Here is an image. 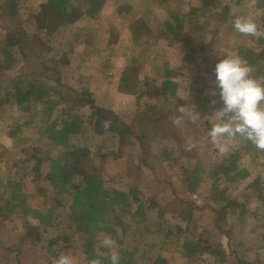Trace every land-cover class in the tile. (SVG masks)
I'll return each mask as SVG.
<instances>
[{"label":"trees","instance_id":"obj_1","mask_svg":"<svg viewBox=\"0 0 264 264\" xmlns=\"http://www.w3.org/2000/svg\"><path fill=\"white\" fill-rule=\"evenodd\" d=\"M18 1L3 0L1 3L10 23L0 37V107L9 104L28 113L29 118L23 124L14 122L8 136L21 140L18 133L33 122V107L40 106L37 112L40 119L35 124L37 138L47 139L60 151L47 157L38 154L37 146H29L24 151L26 159L32 163L30 175L36 195L51 194L47 206L30 205L31 194L22 190L20 179L0 176V215L12 217L22 212V225L28 223L27 216L33 219L34 223L25 232L34 245L43 234L53 232L55 235L48 238L46 247L51 248L57 237L63 242L61 247H65L75 233H80L79 247L88 262L111 264L110 257L117 252L119 264H137L136 251L123 245L129 223H138L145 234H154L165 227L164 213L173 211L185 223L183 230L176 231L185 232L178 247L182 259L201 260L202 255L209 252L213 257L210 264H255L247 256L250 247L241 239L239 229L247 221L248 204L260 190L262 194L258 199L264 204V151L239 135L224 136L220 139L232 141L227 145L228 151L206 164L191 143V140L195 141V145L201 147L203 140L209 138L212 125L208 118L222 106L214 75V65L222 55H238L251 67L250 75L264 83V35H247L248 42H245L243 34L233 27L236 14L232 6L241 0H222L219 6L216 0H196V4L194 0H180L187 5L186 10L166 9L155 31L167 46L178 44L181 55L177 64H171L170 57L164 56L163 52L153 66L154 72L145 73L142 78L138 76L136 63L121 70L116 88L123 94L133 95L137 107L130 120L97 102L89 89L62 82L59 67L66 59H56L48 49V43L59 26L73 23L82 16L96 19L106 0H44L39 9L24 20L18 18ZM117 1L115 11L133 17L127 30L136 40L151 30L146 17L150 5H161L170 0ZM254 7L263 11L261 20L264 26V0H254ZM206 11H212L213 18L205 15ZM211 20L222 26L226 34L235 33L236 39L227 44L231 53L217 48L212 57L201 59L203 66L208 67L212 84L199 88L190 111L182 113L178 119L172 106L177 95L176 77L183 75L195 59L189 34L201 36L210 32ZM77 39L78 35L74 33L69 43ZM19 63L23 69L16 70ZM147 97L154 100L147 101ZM84 106L89 110L91 129L96 134H109L113 147L91 149L73 142L85 123L87 113L81 111ZM152 111L155 116L150 124L139 123L140 114ZM196 111L199 117L193 121L190 117ZM182 118L192 122L189 127L183 126L184 134L177 127ZM160 140L172 144L154 151L153 142ZM182 142L185 143L183 156L192 158V162L183 160V157L178 165L180 191L202 195L203 202L198 204L175 194L168 209L154 197L143 196L140 185L144 170L153 171L154 159L164 160L168 165L175 163V146ZM244 155L250 156L249 165L241 163ZM109 159L120 164L117 178L122 185L105 186L102 171ZM257 166H262L261 187L252 178V167ZM234 189L236 193H233ZM60 196H65L66 202L61 201ZM62 208H65V219ZM204 209H209L212 215L209 222L198 230L194 213ZM152 211L156 212L154 217L149 216ZM171 231V228H165L164 237H168ZM99 234L111 239L112 244H97ZM221 236L225 237V243ZM259 239L264 246V226ZM51 254L56 255L55 252ZM151 264L170 263L156 254Z\"/></svg>","mask_w":264,"mask_h":264},{"label":"rangeland","instance_id":"obj_2","mask_svg":"<svg viewBox=\"0 0 264 264\" xmlns=\"http://www.w3.org/2000/svg\"><path fill=\"white\" fill-rule=\"evenodd\" d=\"M2 1L0 0V37L10 23L2 9ZM43 1L19 0L18 18L24 20L31 12L38 10ZM117 3V0H106L96 19H88L82 16L73 23L59 26L48 43V49L49 52L55 55L56 59H66V62L59 67L62 82L79 89H89L97 102L113 108L130 120L135 116L137 107L133 95L123 94L116 88L121 70L126 65L136 63L139 78H142L145 73L152 74L154 72L153 66L159 62L163 52L164 56L170 57L171 64H177L182 49L178 44L167 46L155 30H157L160 21L165 16L166 9L186 10L187 5L180 0H170L161 5L151 4L146 13L151 30L142 37L133 40L127 30V24L133 17L118 14L115 11ZM220 3H222V0H216L217 6ZM232 11L236 14L232 22L238 17H249L256 22L258 33H264L261 20L263 11L254 7V0H241L239 4L232 6ZM212 13V11H206L205 15H211V18H213ZM30 26L28 29L31 28ZM211 27L210 32H206L201 36L193 33L189 34L191 49L195 50V59L183 75L176 77L178 83L177 95L172 102L175 112H177L179 105L184 106L185 113L189 112L197 99L199 88L202 85L210 87L212 84L207 73L208 67L203 66L201 59L212 57L214 50L217 48L228 51L227 44L229 41L236 39L235 33L226 34L224 28L219 24H215L213 20H211ZM74 33L78 35V39L70 44L69 42ZM242 40L248 42L247 35L243 34ZM228 53L231 52L228 51ZM19 69H23L21 63L16 67V70ZM62 92H65V90L62 89ZM146 100L153 101L154 99L147 97ZM39 108L40 106L33 107V122L22 127L18 133L22 138L20 140L7 136L9 128L14 122L20 124L26 122L29 114L15 109L9 104L0 107V176L5 177L8 175L20 179L22 190L31 194L29 204L45 207L51 194L46 196L36 195L30 175L32 163L26 159L24 151L29 146H37L38 154L47 157L55 155L60 149L53 147L45 138H37L35 124L40 119V115L37 113ZM81 111L86 112L87 116L82 132L74 138L73 142L79 146H89L91 149L113 147L114 144H112L109 134H96L91 129L87 106L82 107ZM177 113V118H181L182 113ZM154 116V111L140 114L138 121L148 125ZM184 119L186 120V118H182L177 122V127L182 134L185 132L183 126L189 127L192 123L190 120L184 122ZM208 121L211 125L217 122L215 112L208 118ZM231 142L230 140L219 139L214 144L209 138H205L201 147H197L195 141L191 140L196 152L199 153L200 159L206 164L222 154L219 151V145H228ZM170 144L172 143L166 140L154 141L153 149L159 151L161 148L169 147ZM184 146V142L175 146L176 161L174 164L168 165V162L164 160L154 159L153 171L145 169L143 172L142 184L140 185L141 194L145 197H154L160 205L168 209L169 202L176 195L192 199L198 204L203 202L202 195L195 193L183 194L180 191L181 185L177 174L178 165L183 157V160L192 162V158L183 156ZM250 160L249 155H244L241 163L249 165ZM119 169L120 164L118 162L112 159L105 162L102 171L105 186L122 185L123 182H119L117 178ZM252 178L256 179L258 187L262 186V166L252 167ZM236 192L237 190L234 189L233 193ZM261 194L262 190L251 199L248 204L249 215L247 221L239 229L241 239L246 246L250 247L247 256L253 259L255 264H264V246L259 239L260 230L264 226V204L260 203L258 199ZM60 200L66 202V197L60 196ZM61 213L64 214L62 217L65 219V208L61 209ZM21 214L22 212L12 217L0 215V264H54V260L60 254L71 255L77 264H92L85 259L79 247L82 234L75 233L66 242L65 247H61L63 242L60 237H57V242L48 249L46 247L47 240L55 233H45L41 236L38 244L34 245L25 232V229H29L34 220L27 216L28 223L22 225ZM155 215V211L149 213L150 217ZM211 215L212 212L209 209L194 213L197 218L198 230L209 222ZM164 217L166 222L164 229L169 227L172 230L168 237H164V229L156 231L154 234H145L142 225L133 221L129 223V229L123 237V245L136 251L137 264H151L152 257L156 254L165 257L170 264H210L212 262L213 257L209 252L203 254L201 260L182 259L178 254V247L185 232L176 231L183 230L185 223L173 211H166ZM106 238L107 236L104 234H99L97 244L105 246L103 241ZM221 240L225 243L224 236H221ZM51 252H55L56 255H52Z\"/></svg>","mask_w":264,"mask_h":264},{"label":"clouds","instance_id":"obj_3","mask_svg":"<svg viewBox=\"0 0 264 264\" xmlns=\"http://www.w3.org/2000/svg\"><path fill=\"white\" fill-rule=\"evenodd\" d=\"M234 29L245 35H264L258 33L256 22L249 17H238L233 21ZM252 69L238 55L225 54L214 65L215 85L222 106L215 111L217 122L208 131L209 140L217 143L221 137L241 136L257 149L264 151V83L254 78ZM177 112L183 113L179 105ZM199 112L191 115L197 120ZM221 153L228 151L227 145H219ZM105 246L111 239L103 241ZM111 264H119V254L113 252ZM54 264H77L71 255L60 254Z\"/></svg>","mask_w":264,"mask_h":264},{"label":"crops","instance_id":"obj_4","mask_svg":"<svg viewBox=\"0 0 264 264\" xmlns=\"http://www.w3.org/2000/svg\"><path fill=\"white\" fill-rule=\"evenodd\" d=\"M7 136H8V134H7ZM9 137V136H8Z\"/></svg>","mask_w":264,"mask_h":264}]
</instances>
